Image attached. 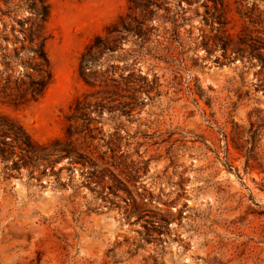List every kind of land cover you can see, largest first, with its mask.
<instances>
[{
    "label": "rangeland",
    "instance_id": "obj_1",
    "mask_svg": "<svg viewBox=\"0 0 264 264\" xmlns=\"http://www.w3.org/2000/svg\"><path fill=\"white\" fill-rule=\"evenodd\" d=\"M48 2L54 82L0 113L82 157L40 182L0 169V264H264V0H230L224 29L178 13L174 44L160 11V37L104 65L115 105L77 121L80 57L129 0Z\"/></svg>",
    "mask_w": 264,
    "mask_h": 264
},
{
    "label": "trees",
    "instance_id": "obj_2",
    "mask_svg": "<svg viewBox=\"0 0 264 264\" xmlns=\"http://www.w3.org/2000/svg\"><path fill=\"white\" fill-rule=\"evenodd\" d=\"M253 1L236 0L239 13L244 14L246 4ZM200 8L212 27L217 24L224 29L229 24L230 0H129L127 12L108 25L104 34L95 36L82 53L79 74L92 92L76 101L69 120L77 121L90 113L102 116L115 105L121 86L110 73L116 67L104 69V65L121 58L125 44L135 43L138 47L133 52H138L160 37V11L172 23L165 32L171 36L166 39L174 44L178 42V13L182 18L189 13L200 15ZM50 16L48 0H0V105L29 106L41 100L53 84L48 51ZM72 130L70 124L68 132ZM81 157L64 142H36L20 122L0 113V169L5 179L26 171L40 182L66 158L76 160L71 163L75 165Z\"/></svg>",
    "mask_w": 264,
    "mask_h": 264
}]
</instances>
